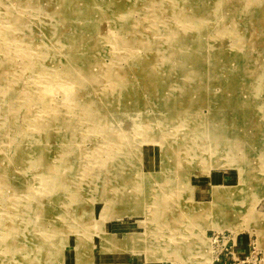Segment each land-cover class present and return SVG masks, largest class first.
<instances>
[{
  "label": "rangeland",
  "instance_id": "obj_1",
  "mask_svg": "<svg viewBox=\"0 0 264 264\" xmlns=\"http://www.w3.org/2000/svg\"><path fill=\"white\" fill-rule=\"evenodd\" d=\"M38 1L4 0L0 26L12 27L17 18L35 26V38L47 34L50 25L41 21ZM90 1L99 19L78 30L85 49L67 53L66 72L60 60L46 63L60 74L68 72L67 80L59 76L52 82L48 70L23 73L29 48L41 62V49L59 52L57 44L30 43L7 58L0 51L9 70L6 82L20 85L19 104L30 102V115L60 121L52 123L58 143L44 144L40 160L46 162L30 166L32 153H27L0 175V199L5 198L0 221L17 214L15 229L31 236L25 249L17 245L20 253L16 242L5 255L0 252V264H28L22 249L23 254L34 250L36 264H206L204 241L213 264L211 235H237L201 219L206 204L215 201L214 188L223 186L235 196L222 202L233 205L246 196L241 206H233L243 212L228 218L242 224L241 234L256 233L264 249L257 233L264 235V0H229L224 21L205 29L197 26L202 9L215 11L218 0H177L179 21L172 1L165 8L163 0ZM65 8L60 7L62 16ZM107 17L108 24H102ZM103 25L112 40L98 35ZM110 72L119 79L108 80ZM75 74L89 80L86 87L67 86ZM48 90L44 112L34 101ZM79 93L85 95L79 109L70 111ZM105 93L107 105L101 106ZM88 105H100L94 113L99 129L85 116ZM69 136L74 144L60 142ZM113 137L124 141L114 143ZM218 175L224 176L220 182L214 180ZM248 178L252 186L242 189ZM172 250L175 263L168 259Z\"/></svg>",
  "mask_w": 264,
  "mask_h": 264
},
{
  "label": "bare ground",
  "instance_id": "obj_2",
  "mask_svg": "<svg viewBox=\"0 0 264 264\" xmlns=\"http://www.w3.org/2000/svg\"><path fill=\"white\" fill-rule=\"evenodd\" d=\"M70 1L71 0H39L36 3V6L42 8V11H39V14H42L41 21H43V23H46V24L48 23L50 25L49 26L50 29L48 28L47 34H43L40 36V35H37V33H36V38L33 36V33H32L33 29L35 30V26L34 25H28V24L26 25L22 22L21 19L17 20V18H15L14 20H11V26L12 27H5L2 25L0 26V40H2L4 42V44H2V46L0 47V51L3 52L5 55L7 54L6 58H7V56H10L12 54V52H10V51H12L14 49L21 51L24 48H26V46L31 45V44H32V46H34V44L36 43V44H39L40 47H47V45H49V44H54V45L57 44L56 46L58 48L57 50H60L59 52H57V51L55 53L51 52L52 54H50L49 52H46L45 50H44L45 51L44 52L43 48L41 49V51H42L41 53L43 55V60L41 62L36 60V58H35L36 54H34V52H33L34 50L29 48L30 53L28 54V57L25 58L24 63L22 65V67H23L22 69L24 70L23 71L24 74L28 73L30 71V72H32V74L37 75L39 73L41 74V72L47 73L46 70H48V73L51 74V81L52 82H55L56 78L59 79V76H62L63 78H65L67 80V77L69 76L68 72L66 74H60L61 70L49 69L48 66L46 65V63L50 62V63L55 64V62L57 60H60V63L63 64V67H64L63 69L66 72V70L68 69V68H66L67 53L71 52L73 50L79 51V50L85 49L83 47V45L81 44L82 41L77 39L78 35H79L78 30L79 29L85 30L88 27H91V25H94V23L97 22V19H99V18H97L98 13H96L93 10V3L90 0H79L78 3L75 2L76 5H74V7H72V8L69 6ZM171 1L173 2V9H171V11L173 12V16L179 21L180 19H179V16H177V13L179 12L178 10H179V4L180 3L177 0L176 1L175 0H163L162 3L165 4V5H163V8L166 7V2H171ZM0 3L5 4L4 0H0ZM118 3H119V1H118ZM118 3H117V5H118ZM210 3H212V2H210ZM77 4H78V6H77ZM58 5H59V7H58ZM228 5H229V0H218V6L216 7L215 11L210 12L206 8L202 9L203 10V13H202L203 17L200 16V19H199V21H200L199 24H201V25L200 26L197 25V26L199 28L201 27V28L205 29L204 26H207L206 24H208V23L212 24L210 26H215V25L218 26V24H221V22L224 21L223 20L224 16H222V14H223V12L225 13L226 11H228V9H227L229 7ZM56 6L58 8H56ZM62 6H65L66 7L65 9H68V11L65 13V15L63 14L64 16H62V13H61L62 10L60 9V7H62ZM119 7H118V9H120ZM207 12H209V13H207ZM6 13L10 14V8L9 7H6ZM107 21H108V17H107V20L104 21V23H102V24L105 25L107 23ZM120 21H123V23H124V20H120ZM104 25L102 27L99 26V28L96 30L99 33L98 35L100 37L104 38L105 40H109V39L112 40L111 33H109L110 31H107V29H106V27H104ZM103 27H104L105 31H102L101 28H103ZM60 30H63V31L60 32ZM21 31H22L23 35H18V32L20 33ZM108 33H109V35H107ZM68 42H69V44H68ZM80 46H81V48H80ZM64 62H66V65H64ZM6 63H7V61H5V64ZM91 64H92V62H91ZM144 66H145V64H144ZM7 71H9L8 68H6L3 65V62L0 61V101H1L0 102V166H1L0 167V175L4 171H7L12 165L20 163V161H19L20 158L22 156L24 157V154H27V153H32L29 156V159L26 161V163L30 166H32L33 164H40V163L46 162V161H42V160H44V157L41 158V156L43 155V152L45 151V149H47L44 147V144L45 143H49V144L50 143H58V141H59V139H57V138L55 139V136L53 135L54 134L53 124H55L57 122L60 123L59 119L49 120L48 117L42 118L39 115L38 116H35L33 114L30 115V110H31L30 102L28 101L29 104L27 105V107L23 106V103L19 104L20 101H23L22 97L19 99L20 101L17 100V95L20 92V88H19L20 85L18 86V84L15 83L13 86H11V84L6 82L7 81V74H9V73H5ZM24 74L21 73V75L19 74V76L22 77ZM104 74H105V72H104ZM106 74H107V72H106ZM19 76H18V78H20ZM113 76L116 79H119L118 75L112 74L111 72L108 73L107 79L109 80V78L113 77ZM76 83H80L81 85L83 84L85 86L86 84L89 83V80H86L84 78V76H82V75L75 74L74 77L72 78V82L68 83L67 86L68 87H70V85L74 86V84H76ZM72 91L73 90L71 89V92ZM50 92L51 91H49V90L41 92V94H39L34 101L36 103V105L39 106V109L43 110L44 112H46V109L49 107L48 103H50V96H49ZM72 94L73 93H71L69 95H71L70 97L73 96V98H74V95H72ZM83 95H84L83 93H79L77 96L75 95L76 98L74 99V101H72L73 103L72 102L70 103L71 104V106H70L71 108L69 109L70 111H72V107H74L75 110L79 109L80 98H82L81 96H83ZM2 97H3V99H1ZM103 97L104 98H102L100 100L101 106L107 105V102H106L107 100L105 101V99L108 98V95H106V93H105L103 95ZM68 102H70V101H68ZM100 105L95 106V107L94 106L91 107V105H88L87 107H84V109L86 110L85 116L89 117L91 119L90 123L91 124L94 123L95 124V125H93L94 128L96 127L98 129L100 128V126L97 125V122H95V120L97 121V119H96L94 113L98 112V108L100 107ZM29 108H30V110H29ZM47 110H49V109H47ZM56 110H58V108H56ZM77 116H78V114H77ZM103 126H105V125H103ZM69 129L70 128H68V130ZM113 139H114L113 140L114 143H122L124 141L121 138H117V137H113ZM68 140H71V141H68ZM66 141L68 143H65ZM60 142H63L64 144H74V141H73L71 136H69V138L65 137ZM60 144H62V143H60ZM50 145L52 146L54 144H50ZM40 159H42V160H40ZM4 166H5V168H4ZM24 166H25V164H24ZM25 168H26V166H25ZM44 172L48 173V172H51V170L50 171L46 170ZM242 173H243V171H242ZM11 180L9 179L10 182L13 181V180L12 181ZM58 184H57L56 188L58 187ZM8 185H10V184H8ZM13 185L18 186V184H13ZM146 185H147V183H146ZM246 185L252 186L251 178H250V180L248 178V179H246V181L241 182V188L242 189H244ZM241 188L239 189L240 192L243 191V190H241ZM52 191H54V190H52ZM230 191H232V190H230L229 188L224 187V186L223 187H215L214 191H213L214 195H215L214 196L215 201L213 202V204H206V206L203 210L204 212L201 214V219L204 221H205V219H211L212 221H210V222L212 224L211 227L213 229H217L220 231H224V229H231L233 232H236L238 235V234H241V232H242V229H243L242 224H238V223L230 220L228 218V216H230L232 213L237 214V212H239L241 214V212H243V211H238L236 209H233V206L234 207L235 206H241V203L246 199V196H243V197L239 198L238 200L233 201V205L231 204V202H229V204H228L225 202L232 200L235 196V194H234L235 192L232 191L234 193H231ZM29 195L31 198V194H29ZM4 199H2V200L4 201ZM2 200L0 199V203L3 202ZM222 201H225V202H222ZM162 208H163L162 212H160V210L158 212H160L161 217H165L168 213H167L166 208H164V207H162ZM253 214L254 213H252V212L250 214L252 219H253ZM216 216L219 217L220 219L219 218L214 219V217H216ZM254 217H256V219L253 220V222H256L258 220L257 219L258 217L256 215ZM18 218H19V216L17 214H15V216H14L13 214L8 213V215L5 218L6 221L3 224H2V222L4 220L0 221V252L3 253L4 255H5L6 249H7L6 251L9 252V246H11L10 244L12 242H16L15 246L19 245L21 248L23 246V249L26 248L27 244L30 245L29 239H31V236L27 235V234L25 236H23L24 234L20 235L19 229H15L16 228L15 224H16V221ZM26 222H27V220H26ZM21 224H22V222H21ZM257 233H258L259 239L261 240L264 237V235H261L262 232L257 231ZM21 236H22V238H21ZM22 240L24 242L23 244H21ZM202 246L205 247V249H206V251L203 255V259L205 262H207L206 264H210L211 263L210 262L211 249H210V247H208L207 243L205 244V241L203 242ZM33 248H34V246H33ZM22 250H21V255H23V256L26 255L25 257H26L27 263L28 264H36L38 259L35 256L34 250L31 253L28 250H25L24 252H26V253H24V254H23ZM108 250H109V248H108ZM16 252H19L18 246H17ZM175 252L176 251L172 250V253H170V255H168V259L169 260L171 259L172 262H174V260H176L178 257L177 253L175 254ZM201 254H203V253H201ZM173 255H174V257H173ZM169 256H171L173 258H171Z\"/></svg>",
  "mask_w": 264,
  "mask_h": 264
},
{
  "label": "built area",
  "instance_id": "obj_3",
  "mask_svg": "<svg viewBox=\"0 0 264 264\" xmlns=\"http://www.w3.org/2000/svg\"><path fill=\"white\" fill-rule=\"evenodd\" d=\"M237 236L232 232L214 233L210 241L213 247V264H264V251L256 240H250V250L242 258H236Z\"/></svg>",
  "mask_w": 264,
  "mask_h": 264
},
{
  "label": "crops",
  "instance_id": "obj_4",
  "mask_svg": "<svg viewBox=\"0 0 264 264\" xmlns=\"http://www.w3.org/2000/svg\"><path fill=\"white\" fill-rule=\"evenodd\" d=\"M223 178H224V176H222V178H221V176L218 175L217 177H215L214 180L216 182H220V181H222ZM204 188H201V189L204 190ZM224 232H229V231H224ZM214 233H220V232H216L215 231ZM236 236L238 238L237 241H236V247L237 248L235 250V256H236V258H242L243 255H245V254H247L249 252V250H250V246H249L250 240H256L257 241V245H258V237H257L256 233H252V232H249L248 231V232H243L242 234L236 235ZM260 249H262L264 251V249L262 247Z\"/></svg>",
  "mask_w": 264,
  "mask_h": 264
}]
</instances>
